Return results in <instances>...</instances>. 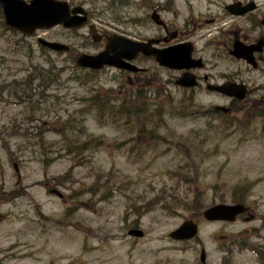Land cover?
Here are the masks:
<instances>
[{
  "label": "rangeland",
  "instance_id": "obj_1",
  "mask_svg": "<svg viewBox=\"0 0 264 264\" xmlns=\"http://www.w3.org/2000/svg\"><path fill=\"white\" fill-rule=\"evenodd\" d=\"M78 1L108 19L140 15V2L133 0L113 6ZM253 1L264 10V0ZM161 4L182 23L185 0ZM66 33L60 27L38 32L67 44ZM29 42H18L0 25L1 264H257L250 248L237 252L233 240L244 236L252 247L264 239V92L213 119L216 114L203 116L206 110L227 107L226 99L205 91L191 96L163 83L170 74L156 63H146L149 90L139 76L128 80L112 70L90 81L65 53ZM47 68L56 75L45 84ZM251 78L254 90L264 86V69ZM96 93L110 118L96 108V98L91 101ZM121 104L129 108L127 119L118 112ZM67 118H76L84 132L59 133ZM88 135L102 144L75 151L68 139ZM234 198L255 218H202L204 207ZM189 218L199 231L184 252L169 232ZM132 229L143 235L129 236Z\"/></svg>",
  "mask_w": 264,
  "mask_h": 264
},
{
  "label": "flooded vegetation",
  "instance_id": "obj_2",
  "mask_svg": "<svg viewBox=\"0 0 264 264\" xmlns=\"http://www.w3.org/2000/svg\"><path fill=\"white\" fill-rule=\"evenodd\" d=\"M75 1L72 0V5L85 6L80 1L74 4ZM90 1H104L106 6L119 5L121 2H125L124 0ZM133 1L141 3H139L140 15L137 17H129L122 12V16H111V19H108L98 17L97 9L86 7V23L82 27L71 30L70 35H65L64 42L67 43V50H70L67 52L68 56L76 59L81 53L96 54L105 47L106 40L112 35L116 38L126 37L137 41H146L149 43L147 48H153L156 51L182 45L186 47L183 49L189 50L190 63L192 64L189 70L195 75L196 87L177 86L175 82L181 71L158 65L151 54L146 55L144 52L135 54L131 62L139 65L143 69L141 70L143 73L148 71L147 62L156 63L159 68H163L165 72L170 74L165 81L176 85V89L181 92L195 95L199 91H205L210 95L226 99L228 106L235 102L234 99L219 91L208 89L209 85L227 82L245 84L249 96L264 92V86L257 90L250 86V82H253L251 72L264 69V23H261L264 10H261L259 4L253 0H185L186 15L181 18L182 23H178L177 16H175L176 12L172 9L169 11L164 9L161 4L162 0ZM250 2L253 3L250 9L243 13L235 11L242 10ZM236 43L255 45L257 48H261L252 53L256 65L249 64L233 54V46ZM77 51L81 52L78 53ZM122 58L123 55H120L119 60ZM103 68L117 70L129 80V72L127 71L106 66ZM210 109H212L210 114L218 115L220 112L215 111L214 107ZM257 238L259 237L257 236ZM181 243H186L185 246H182L183 248L188 247L187 250L190 249L189 243ZM254 248L256 263L263 264L264 239L262 238L261 244L255 245Z\"/></svg>",
  "mask_w": 264,
  "mask_h": 264
},
{
  "label": "water",
  "instance_id": "obj_3",
  "mask_svg": "<svg viewBox=\"0 0 264 264\" xmlns=\"http://www.w3.org/2000/svg\"><path fill=\"white\" fill-rule=\"evenodd\" d=\"M0 5L3 8L5 23L13 29L19 30L24 34H30L35 28H49L58 23H62L67 27L79 25L75 24L74 19L67 15L68 8L65 2L56 0H30L29 3L24 0H0ZM252 6H248L249 9ZM80 11V8H73L72 12ZM244 10H241L242 13ZM264 23V19L262 20ZM41 45L48 46L54 49H62L63 47L58 43L47 42L39 39ZM130 48L138 50L139 47L130 46ZM254 46H244L239 43L234 44L233 54L237 57L245 58L249 62H253L251 52ZM159 63L174 68L189 67L187 57L184 50L178 47H173L170 50L154 53ZM106 55L101 56H81L78 59V64L85 67L98 68L102 63L112 64L107 60ZM177 83L183 86H193L195 84L194 76L188 72H184ZM213 89L221 91L227 95L243 99L245 96V88L243 85H236L225 83L222 85L212 86ZM223 109V108H222ZM225 110V109H223ZM247 210L243 204H225L220 203L206 208L203 211V217L207 220H228L232 221L236 215L241 214ZM197 224L193 220H185L179 227L169 233L175 239H187L196 235ZM128 234L135 236H142V231L132 229ZM201 260H204V253L201 251Z\"/></svg>",
  "mask_w": 264,
  "mask_h": 264
},
{
  "label": "trees",
  "instance_id": "obj_4",
  "mask_svg": "<svg viewBox=\"0 0 264 264\" xmlns=\"http://www.w3.org/2000/svg\"><path fill=\"white\" fill-rule=\"evenodd\" d=\"M93 98H96L97 99V103H96V106H97V109L104 115V116H111V113H108L106 112V102L104 100H102L100 97H98V93L94 94V95H91V101ZM104 98V97H103ZM141 97H138L137 100L139 101V106H140V103L142 102L141 101ZM141 107V106H140ZM128 106L127 105H120V107L118 108V112H121L122 114V117L127 119L126 118V115L129 111H128ZM141 112V109H137V113L140 114ZM98 118H101L98 116ZM97 118V119H98ZM76 118H73V120H75ZM73 120H70V118H67L64 122H62V126H65V130H63V128H60L58 130L59 133H69V134H78V135H81V133H83L84 131L81 130V124H79V126H77V122H74ZM99 120V119H98ZM130 122L134 123L132 121V119H128ZM127 120V121H128ZM153 123H155L154 121H152ZM150 127L153 126V131L155 130V125H153V123H150V122H147ZM150 132V130H149ZM77 138V137H76ZM75 138V140H71V139H68L71 141L73 147H75V151L76 150H81V154H83L85 151L87 150H96L97 147L99 145L102 144V139L98 136H93V135H88L85 139L81 140V141H78L77 142V139ZM65 139V140H67ZM64 140V141H65ZM122 143H124V141H122ZM149 147V146H148ZM134 149H136L135 146H133ZM234 202H243V200L241 198H234L233 200Z\"/></svg>",
  "mask_w": 264,
  "mask_h": 264
}]
</instances>
